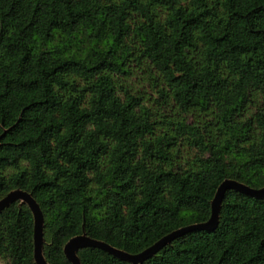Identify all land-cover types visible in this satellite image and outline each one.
<instances>
[{
  "label": "trees",
  "instance_id": "1",
  "mask_svg": "<svg viewBox=\"0 0 264 264\" xmlns=\"http://www.w3.org/2000/svg\"><path fill=\"white\" fill-rule=\"evenodd\" d=\"M225 179L264 186V0H0V199L31 193L48 264L82 233L136 254L205 222ZM33 248L15 201L0 261ZM140 264H264V198L226 189L214 230Z\"/></svg>",
  "mask_w": 264,
  "mask_h": 264
},
{
  "label": "water",
  "instance_id": "2",
  "mask_svg": "<svg viewBox=\"0 0 264 264\" xmlns=\"http://www.w3.org/2000/svg\"><path fill=\"white\" fill-rule=\"evenodd\" d=\"M226 189H235L246 195L255 198H264V186L258 189L251 188L245 184L239 183L234 180L225 179L217 187L215 194L211 200V212L207 221L197 224H191L184 227H180L164 235L149 247L136 254H129L125 251L112 247L111 245L90 238L85 233L71 237L64 245L63 251L67 259L72 264H81L77 256V250L83 247H95L102 249L109 254H112L119 259L140 264L146 259L156 254L162 247L170 243L173 239L184 235L191 231L196 230H214L218 224L219 208L223 194ZM15 201L26 203L30 208L33 215V257L36 264H48L43 256V216L42 212L32 197L31 193L23 191L21 189H14L9 191L4 197L0 199V212L8 205Z\"/></svg>",
  "mask_w": 264,
  "mask_h": 264
},
{
  "label": "rangeland",
  "instance_id": "3",
  "mask_svg": "<svg viewBox=\"0 0 264 264\" xmlns=\"http://www.w3.org/2000/svg\"><path fill=\"white\" fill-rule=\"evenodd\" d=\"M0 264H5L4 262L0 261Z\"/></svg>",
  "mask_w": 264,
  "mask_h": 264
}]
</instances>
